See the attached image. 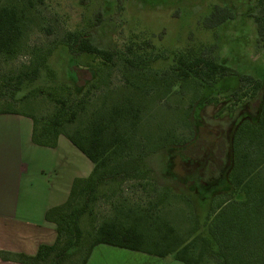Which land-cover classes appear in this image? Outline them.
I'll use <instances>...</instances> for the list:
<instances>
[{
  "label": "rangeland",
  "instance_id": "374dc122",
  "mask_svg": "<svg viewBox=\"0 0 264 264\" xmlns=\"http://www.w3.org/2000/svg\"><path fill=\"white\" fill-rule=\"evenodd\" d=\"M1 6L18 8L23 36L14 56L0 58V77L30 73L34 68H39V72L34 80L21 84L16 102L1 100L0 109L10 108L34 116L38 131L61 108L58 100L83 101L86 114L102 102L109 105L121 97L136 101L133 95L138 98L137 93H141L136 86L146 83L130 76L136 71L133 67L165 70L179 52L189 50L196 54L212 47L215 58L236 71L237 76L214 84L216 99L210 105L198 102L191 84L183 92L172 91L168 104L159 100V91L145 100L144 113L134 132L137 139L144 141V151L148 152L147 158L138 163L139 179H117L102 186L99 199L92 206V217L84 216L80 221L87 233L102 220L121 218L123 211L137 208L158 214L159 220L183 237L201 235L208 239L209 208L222 192L210 193L206 187L201 191L191 178L183 180L182 175L187 174L184 170L199 174L207 163L194 162V156L182 155L180 150L198 137L210 142L213 134L232 137L241 122L256 121L250 104L253 99L249 98L252 89L239 93L247 95L239 102L232 97L240 75L264 83V50L258 47L251 18L257 9L256 0H0ZM215 6L230 10L234 18L217 28L205 29L202 20ZM74 34L88 36L98 47L116 52L107 65L92 55L75 57L80 67L99 69L95 80L80 92L68 75L73 56L66 43ZM84 119V115L79 117L69 129L80 126ZM161 137L168 141L163 148H159ZM63 154L60 151L58 156ZM210 154L204 160L214 159L217 170L221 163ZM38 161L42 162L41 155ZM164 167H170L171 174L180 178H168L165 171L159 174L157 171ZM207 178L202 176L203 180ZM224 193H231L230 188ZM120 253L123 258L119 264H149L146 262L149 258L141 253L126 250ZM169 259L174 260L168 256L164 261L170 264Z\"/></svg>",
  "mask_w": 264,
  "mask_h": 264
},
{
  "label": "trees",
  "instance_id": "16d2710c",
  "mask_svg": "<svg viewBox=\"0 0 264 264\" xmlns=\"http://www.w3.org/2000/svg\"><path fill=\"white\" fill-rule=\"evenodd\" d=\"M256 8L251 18L256 28L258 47L264 50V0H256ZM233 18L230 10L215 6L202 20V26L214 29ZM22 36L18 8L1 6L0 58L14 56ZM66 46L73 56L68 64V75L78 92L95 80L99 69L80 67L76 56L92 55L100 59L102 65L111 63L116 56L114 50L102 49L81 34L72 35ZM128 64L133 65L132 62ZM133 68L136 71L130 76L146 83L136 86L141 91L137 93L138 98L133 95L136 101L121 97L109 105L102 102L86 114L83 101L65 103L58 100L63 109H58L45 121L40 131L34 116L10 108L0 109V114H22L32 119V142L35 145L54 148L57 138L64 136L93 165L87 178L73 181L63 204L46 211L44 219L54 226L55 241L50 245H40L33 256L1 251L0 259L19 264H86L95 246L108 245L159 258L172 256L181 264H264V83L249 75L238 77L239 85L232 97L239 102L247 96L239 93L252 89L249 98L253 99L250 104L256 113V121L241 122L232 137L213 134L212 142L198 137L180 150L182 155L194 156V162L207 163L199 174L184 170L187 174L182 175L183 180L191 178L201 191L206 187L210 193L222 192L216 195L209 208L208 239L201 235L183 237L174 227L159 220L158 214L137 208L123 211L121 218L104 219L93 225L91 231L83 232L80 221L84 216L92 217V206L99 199L102 186L117 179H139L137 166L147 158L148 152L144 151V141L137 139L134 132L145 110L144 101L159 91V100L168 104L172 91L183 92L184 87L191 84L198 102L210 105L216 99L214 84L223 78L237 76L235 70L215 58L212 47L196 54L189 50L179 52L165 70ZM38 72L39 68H34L30 73L0 77V101L16 102L15 95L21 84L25 80H34ZM91 87L95 88L94 85ZM192 103L193 100L189 106ZM83 115L85 119L81 125L70 130ZM161 139L159 148L168 145L165 138ZM209 153L221 163L217 170L214 159L204 160ZM169 168L164 167L157 172L165 171L171 179L180 178L171 174ZM148 172H151L150 167ZM202 176L208 180H203ZM227 188L231 193H224Z\"/></svg>",
  "mask_w": 264,
  "mask_h": 264
},
{
  "label": "crops",
  "instance_id": "0c3cea01",
  "mask_svg": "<svg viewBox=\"0 0 264 264\" xmlns=\"http://www.w3.org/2000/svg\"><path fill=\"white\" fill-rule=\"evenodd\" d=\"M32 131L28 116L0 114V252L33 256L40 245L52 244L56 232L44 219L46 211L63 204L73 181L87 178L93 169L64 136L57 138L54 148H47L32 142ZM122 250L97 245L86 264H119ZM141 254L149 264H167V257ZM0 264L19 263L0 259Z\"/></svg>",
  "mask_w": 264,
  "mask_h": 264
}]
</instances>
